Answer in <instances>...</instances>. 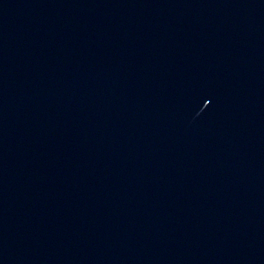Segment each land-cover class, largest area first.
Here are the masks:
<instances>
[{
	"label": "water",
	"instance_id": "1",
	"mask_svg": "<svg viewBox=\"0 0 264 264\" xmlns=\"http://www.w3.org/2000/svg\"><path fill=\"white\" fill-rule=\"evenodd\" d=\"M0 264H264V0H0Z\"/></svg>",
	"mask_w": 264,
	"mask_h": 264
}]
</instances>
